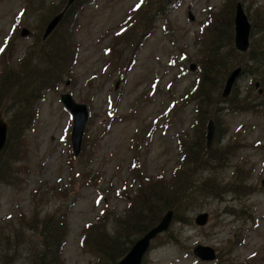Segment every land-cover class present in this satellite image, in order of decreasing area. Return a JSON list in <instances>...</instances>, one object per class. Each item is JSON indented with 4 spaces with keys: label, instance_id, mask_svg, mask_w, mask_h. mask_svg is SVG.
<instances>
[{
    "label": "rangeland",
    "instance_id": "rangeland-1",
    "mask_svg": "<svg viewBox=\"0 0 264 264\" xmlns=\"http://www.w3.org/2000/svg\"><path fill=\"white\" fill-rule=\"evenodd\" d=\"M59 1L49 0L38 10L25 9L17 26L14 15L20 7L26 8L25 0H0V48L10 38L1 68L9 66L12 73L26 70L29 74L27 68L17 70V64L27 52L33 56L46 50L41 43L30 47L49 5ZM167 1L157 8V0H86L73 31L75 46L69 48L73 56L67 72L33 103V123L23 131V156L12 164L16 174L11 181H0V264L33 260L41 243L38 238L32 240L37 233L31 232L41 229L40 221L47 214L61 215L64 220V239L56 251L58 264H98L97 253L83 243L86 226L101 220L108 232L114 231L109 225L126 214L136 181L154 182L161 175L168 180L181 163L179 142L193 135L195 122L191 90L198 74L197 67L189 70V64L197 65L204 57L210 37L208 20L226 0ZM247 6L250 18L261 19L264 0H246ZM24 28L32 34L21 36ZM142 32L149 34L143 37ZM44 41L53 47L50 36ZM250 81L248 75L240 77L237 85L245 93ZM249 90L254 97L255 91ZM12 91L11 81L0 88V116L6 122L14 111ZM63 92L88 107L77 155L70 142L72 116L60 100ZM260 113L226 112L225 123L221 122L224 142L237 138L241 146L217 171L218 176L226 182L239 166L253 192L242 198L228 193L223 200L206 199L203 208L192 213L191 223L173 219L169 235L154 240L143 264H214L192 254L191 248L198 243L215 247L220 257L214 262L264 264V187L260 186L264 113ZM128 185L129 196L123 195ZM151 185L145 186L146 193ZM242 204L246 206L241 215L224 213L226 205ZM200 211L209 213L208 223L201 227L193 223ZM133 232L130 238L138 239L140 235ZM175 239L187 251L173 245Z\"/></svg>",
    "mask_w": 264,
    "mask_h": 264
},
{
    "label": "trees",
    "instance_id": "trees-1",
    "mask_svg": "<svg viewBox=\"0 0 264 264\" xmlns=\"http://www.w3.org/2000/svg\"><path fill=\"white\" fill-rule=\"evenodd\" d=\"M164 1L157 0V8ZM177 1L179 0H168L166 4H174ZM234 1L226 0L223 7L211 17L210 37L204 57L198 62V78L192 94L196 101L195 129L190 138L180 143L181 150H183L181 163L171 172L168 180L159 178L154 182H143L142 178L139 179L141 182L130 200L125 214L126 218H123L124 215L113 219L111 228L114 231L108 232L106 226L101 223L102 221L88 227L84 245L89 247L91 253H97L98 264H114L120 259L134 242L130 238V234L134 235L133 231H136L137 234L142 235L155 225L161 218L162 209L164 211L172 209L174 221L186 224L192 222V213L201 210L206 199L223 200L224 195L228 193L233 198H242L253 192L254 187L244 181L240 172H234L226 182L221 180L217 173L230 160L239 144L237 141H230L226 144L222 142L221 139L225 136L224 123L221 125L223 114L227 110L230 112H256L259 108H264V98L254 102L257 97L256 90H254L253 98L249 95L251 91L249 89H252L254 84L253 81L245 93L236 84L229 97L226 99L221 97L223 83L230 70L237 65H242L243 75H250L254 79L260 80L264 88V16H261V19L260 17L252 18V31L259 35L253 39L247 53H239L233 47ZM48 2L49 0H25L26 9L35 10L43 8ZM63 2L64 0H61L59 4L51 3L49 5L50 11L44 17L38 33H35L36 38L30 47L35 48L39 43L43 44L46 48V56H43V51L32 53L33 56L27 53L19 61L17 70L27 68L30 71L29 74L26 70L21 74L12 73L8 71L9 66L0 69V88L9 81L12 82L13 91L10 99L14 105L12 116L7 121V141L0 153V181L8 182V179L11 181V178L16 174V168H12V164L20 156H23V131L33 123V103L43 95L45 91L43 89L54 88L56 83L62 80V75L73 56L69 50L70 47L75 46L74 39L68 29L71 14L64 15L61 23L50 34V38L54 42L53 47L48 46L41 39V32L46 22L52 17L53 11L59 8ZM147 30L149 32L150 28ZM141 34L140 36L144 37L146 33L142 32ZM45 59L47 67L41 62ZM209 117L215 121L217 134L212 146L206 149L205 126ZM184 159L186 160L183 168ZM11 169L15 170L14 173L10 172ZM165 183H170L169 188L164 187ZM150 184L152 185L148 187V193H146L145 186ZM244 206L246 205L242 204L238 207L226 205L223 210L224 213L233 216L241 215L245 212ZM35 215L39 214L36 212ZM40 223L41 229L31 233H37V237L32 236V240L38 238L41 245L29 264H58L56 251L59 252L64 239V230H61L64 220L61 215L47 214L42 217ZM92 231H94V235H91ZM169 232L170 230L162 234L161 237L169 235ZM59 236L62 239L57 242ZM173 243L178 248L185 249L184 243L179 239H175L172 241ZM217 264H221V262Z\"/></svg>",
    "mask_w": 264,
    "mask_h": 264
},
{
    "label": "water",
    "instance_id": "water-1",
    "mask_svg": "<svg viewBox=\"0 0 264 264\" xmlns=\"http://www.w3.org/2000/svg\"><path fill=\"white\" fill-rule=\"evenodd\" d=\"M63 13L56 15L48 24L44 36H46L57 24ZM234 45L239 51H245L248 47L249 41V31L250 24L248 22L247 16L243 10L241 2H237L235 5L234 14ZM190 68H194V64L190 65ZM241 67H236L227 77L225 85L223 87L222 96L226 97L230 94L232 86L236 81ZM257 85V83H256ZM61 102L63 105L71 112L73 115V124L71 129V145L73 152L77 155L80 151L82 136L84 127L88 118V109L85 103L76 102L70 93L63 92L60 94ZM6 130L7 124L0 117V151L6 143ZM215 134V125L212 120L207 123V133H206V145L207 148L210 147ZM261 185L264 186V178L261 180ZM172 220V211L168 210L163 214L160 221L145 232L139 239H137L131 246L128 253L115 264H141L142 257L147 251L150 241L158 234L166 231ZM208 220V213L202 212L195 217V223L198 225L206 224ZM193 253L200 257V259L205 261L213 260L216 256L214 248L208 245H196L193 249Z\"/></svg>",
    "mask_w": 264,
    "mask_h": 264
},
{
    "label": "snow or ice",
    "instance_id": "snow-or-ice-1",
    "mask_svg": "<svg viewBox=\"0 0 264 264\" xmlns=\"http://www.w3.org/2000/svg\"><path fill=\"white\" fill-rule=\"evenodd\" d=\"M141 3H143V0H141ZM140 7V5H137V8H139ZM3 51V49L2 48H0V52H2Z\"/></svg>",
    "mask_w": 264,
    "mask_h": 264
}]
</instances>
